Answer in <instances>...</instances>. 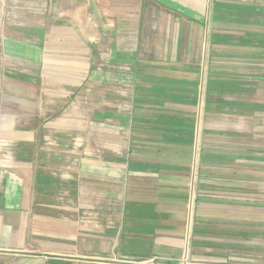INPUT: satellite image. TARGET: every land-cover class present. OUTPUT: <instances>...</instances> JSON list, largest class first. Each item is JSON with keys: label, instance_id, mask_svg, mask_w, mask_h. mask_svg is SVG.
Returning <instances> with one entry per match:
<instances>
[{"label": "crops", "instance_id": "crops-1", "mask_svg": "<svg viewBox=\"0 0 264 264\" xmlns=\"http://www.w3.org/2000/svg\"><path fill=\"white\" fill-rule=\"evenodd\" d=\"M146 1L107 18L104 40L85 0H0V264L180 256L198 120L192 258L264 264L260 81L211 61L201 120L202 71L184 64L204 6ZM245 8L257 6L212 0L211 19ZM134 30L126 57L116 38ZM233 37L211 31L210 58Z\"/></svg>", "mask_w": 264, "mask_h": 264}, {"label": "rangeland", "instance_id": "rangeland-1", "mask_svg": "<svg viewBox=\"0 0 264 264\" xmlns=\"http://www.w3.org/2000/svg\"><path fill=\"white\" fill-rule=\"evenodd\" d=\"M180 7L186 11L189 15H191V11L188 10V2L189 0H179ZM200 5L204 6L202 11L197 13H201L203 26L199 27L197 24L192 25L191 27V33L189 35L188 41H189V47L187 49V58L185 62V69L191 68V69H197L198 67L202 71V85L200 88L203 92V98L201 97L197 108V113H199L200 119L203 117V110H205V95H206V89L205 87V77L207 76L206 72L210 66V62L212 61L213 64H216L218 68H220L222 72H226L227 70H238L234 73L238 74H245V75H251L254 76V78L257 77L260 81V87L256 86V90L249 95L252 100H256L257 98L261 97L264 99V41L261 39L262 36H264V0H233L234 2L239 1L246 5H255L257 6V9H254L252 11L250 8L241 9L238 14L235 11V15H232L230 21H226L225 24L223 23H216V21L213 22L210 15V9H211V2L212 0H199ZM87 4V12L89 16L100 14L102 17V21H99L98 25H102L105 30L104 33L106 34L104 36V40L109 36L108 30L110 26H107V18L111 19L113 24V17L116 15H121L124 13H129L130 15H136V12H138V8L141 7L143 9L144 5H146L148 2L146 0H85ZM168 3L170 5H173L172 0H169ZM248 3V4H247ZM72 4V3H70ZM89 4V5H88ZM149 4H153V2L149 1ZM187 9V10H186ZM228 10H224V12L221 13L219 11L217 15H224L220 17L228 16L227 14ZM181 12V11H179ZM231 12H233L231 10ZM108 13H111L109 15ZM225 13V14H224ZM230 16V15H229ZM121 17V16H120ZM195 17V16H194ZM137 18V17H136ZM134 18V20L136 19ZM104 23V25H103ZM135 22H132L129 24L130 29H135L136 27ZM172 29H169L171 35L172 31H174L173 24ZM129 29V30H130ZM218 32L220 34H235V37L231 38V40L228 42L231 44H214L213 46V52L215 53L217 57L210 58V45H209V37L211 31ZM136 32L135 30L133 33H125L122 32L121 36L116 38L119 46H121V50L126 54V57H128V54L132 55L134 53V47L133 45L136 43L134 37ZM245 37L243 39L244 44L241 43V45L237 42H232V40H235L236 38L240 36ZM110 37H112L110 35ZM107 42V41H105ZM236 43V44H234ZM122 45L124 47H122ZM124 48V49H123ZM106 54L109 52V48H106L105 50ZM218 59V60H217ZM233 59V60H232ZM239 59V60H238ZM254 59V60H253ZM251 60V61H250ZM211 64L212 67L215 65ZM257 64H259L257 66ZM249 65V66H248ZM114 67V66H113ZM112 67V68H113ZM116 68V67H114ZM122 68V67H121ZM123 69V68H122ZM246 80H251L250 77ZM254 82V80H252ZM249 90L252 89V86H249V84L246 86ZM203 101V104H202ZM202 120V119H201ZM203 128V126H202ZM201 124L196 122L195 125V137H194V143H196V146L199 148V141L201 139L200 133H201ZM195 146V144H194ZM193 146V147H194ZM257 236H264V230L263 228L261 231L256 233ZM262 239V238H261ZM203 254V253H202ZM198 255V254H197ZM200 256V255H198ZM202 257V255L200 256ZM205 257V256H203ZM208 258V257H207ZM206 259V258H205ZM207 260V259H206Z\"/></svg>", "mask_w": 264, "mask_h": 264}, {"label": "built area", "instance_id": "built-area-1", "mask_svg": "<svg viewBox=\"0 0 264 264\" xmlns=\"http://www.w3.org/2000/svg\"><path fill=\"white\" fill-rule=\"evenodd\" d=\"M194 153H193V160H192V164H193V169L191 172V183H190V193H191V197L189 199V217H188V225H187V229L185 231V240H184V244L181 250V255L180 256H173V257H167V256H162V255H154V256H150V257H146L143 259H130V261H132L133 264H217V263H211V262H207V261H200L197 259L192 258V253H191V245H192V229H193V223H192V219H193V203L195 201L196 198V175H197V171H198V153H199V148L198 146H194ZM218 264H223V263H218Z\"/></svg>", "mask_w": 264, "mask_h": 264}]
</instances>
